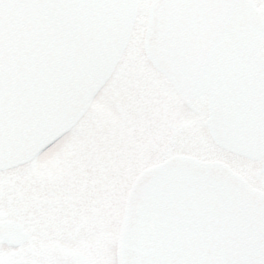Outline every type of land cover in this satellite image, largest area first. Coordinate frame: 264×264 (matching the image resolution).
<instances>
[{
    "label": "water",
    "instance_id": "95a60500",
    "mask_svg": "<svg viewBox=\"0 0 264 264\" xmlns=\"http://www.w3.org/2000/svg\"><path fill=\"white\" fill-rule=\"evenodd\" d=\"M137 7L0 0V165L17 147L30 158L81 118L124 52ZM263 35L252 0H156L145 39L181 90L211 92L217 142L251 157L264 156ZM130 196L124 264H264V192L226 164L176 158L147 170Z\"/></svg>",
    "mask_w": 264,
    "mask_h": 264
},
{
    "label": "flooded vegetation",
    "instance_id": "af4514ba",
    "mask_svg": "<svg viewBox=\"0 0 264 264\" xmlns=\"http://www.w3.org/2000/svg\"><path fill=\"white\" fill-rule=\"evenodd\" d=\"M257 1L264 6V0ZM129 69L119 71L117 91L100 93L101 105L113 106L118 100L125 114L144 108L132 106ZM175 97L193 109L202 108L198 100ZM102 111L93 110L92 118L68 135L60 150L49 149L28 164L0 171V264H117L116 238L130 184L165 153L185 148L186 138L169 127L149 147L148 140L133 143L131 130L122 128L116 140ZM128 145L140 152L127 153ZM254 171L248 164L241 172L253 181Z\"/></svg>",
    "mask_w": 264,
    "mask_h": 264
},
{
    "label": "rangeland",
    "instance_id": "374dc122",
    "mask_svg": "<svg viewBox=\"0 0 264 264\" xmlns=\"http://www.w3.org/2000/svg\"><path fill=\"white\" fill-rule=\"evenodd\" d=\"M150 1L151 0H142L141 2L139 23L134 29L130 44L123 58L124 60H122L118 69L119 71H126L128 67L131 68L129 69L131 71L129 80L132 82V106H143L144 108H132L131 113L125 114V112L120 111L117 100L116 104L113 106H111V103L107 106V102L106 104L102 102V105L96 106L94 110L96 112L106 110V112H102L105 113L104 116H107L108 123L110 124L108 126H110L111 131L114 133L111 137L116 140L121 139L116 134H119L122 128L124 130L130 129L132 132L130 140L133 143H143L148 140L149 147H151L155 144V142H157L161 129L167 130L171 127L170 130L175 131L176 129L177 133H180L186 138V142L197 143V148L188 147V151H192L193 153H197L202 156H208V153L212 151L208 149L209 136L206 135V126L203 122L204 116L202 115L203 112L201 110L193 109V107L185 101L178 98H172V94L169 92L171 87L165 80L160 79L162 77L159 78L153 73L147 76L144 71V69L148 70L147 67L150 68L144 57L145 55L143 51V25L146 21V12ZM134 54L137 55V57L134 56ZM118 72L107 85L104 91L105 95L107 94L109 96L113 92L117 91L119 80L122 78ZM115 95L118 96V93ZM102 100L103 99H101V101ZM147 106L148 110L143 113V110ZM99 107H101V110ZM89 116L90 115L83 119L82 124L85 123L87 118H92ZM105 124H107L106 121ZM79 128L80 126L78 129ZM78 132L79 130L74 133ZM190 132H194L196 134L195 141L192 139L193 134ZM93 134L94 133H91L92 136ZM168 136L169 135L166 134L164 137ZM61 147L62 144L54 146V152L60 150ZM135 147L138 146H126L127 153H139L140 150H135ZM106 148L110 149L112 147L109 148L106 146ZM144 154L145 156L149 155V151L144 152ZM66 155L67 153H64L60 155V157H65ZM226 158L243 169L247 166L244 165L246 161L237 157L229 156ZM260 166L261 163H254L255 169L260 168ZM254 182L257 186L264 187V173L260 179H255ZM117 242L118 237L116 238V243Z\"/></svg>",
    "mask_w": 264,
    "mask_h": 264
}]
</instances>
